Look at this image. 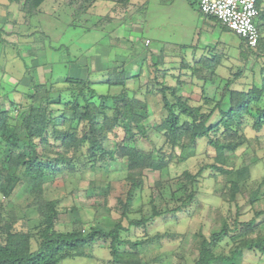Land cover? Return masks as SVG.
Returning <instances> with one entry per match:
<instances>
[{
  "label": "trees",
  "instance_id": "trees-1",
  "mask_svg": "<svg viewBox=\"0 0 264 264\" xmlns=\"http://www.w3.org/2000/svg\"><path fill=\"white\" fill-rule=\"evenodd\" d=\"M21 1L24 16L31 18L45 0ZM69 1L67 0L68 5L76 11L72 15L75 22L85 14L81 4L84 0H78L76 4H71ZM116 3L127 6L130 0H118ZM256 8L258 10L256 26L260 35L258 46L252 49L242 41L243 45L239 49L238 57L243 66H237L236 71L231 72L232 79L223 82L220 97L216 101L205 98L204 105L193 106L188 98L179 93V86L170 87L161 83L158 79L163 78L164 74L158 72L157 59L160 58L158 57L151 64L153 72L156 71L157 74L146 83V86H143L144 99L137 98L135 92L127 90L128 80L134 79L133 83H137L139 76L128 78L122 65L101 72L103 80L96 83L90 77L87 79L65 77L63 82L69 87L66 89H73L72 86L76 85L77 96L74 97L73 94L70 102L63 103L60 100L53 102L47 97L41 100L38 107L30 105L24 110L17 109L13 119L8 112H0V139L5 143L0 156V197L6 202L5 207H8L15 190L26 186L34 193L36 201L26 207L22 213L25 216L29 209H35L38 216V223L33 227L28 224L30 219L25 217V223L22 225L26 228L24 230L16 227L20 218L15 210L8 209L5 216H2L5 210L1 209L0 264H59L67 259L86 257L87 251L99 241H109V253L113 264H142L141 254L136 248L143 242L131 243L122 240L121 232H126L128 228L122 226L120 219L108 232L99 227H91L85 232L84 224L80 220L73 221L68 231H59L57 203L41 199L43 186L49 175L51 177L56 174L61 175L64 171L71 174L76 172L77 168L93 170L95 163L113 161L115 155L125 161L124 180L128 184L125 202L122 200L117 202L122 209L120 211L122 219L127 218L133 194L142 185L143 171L160 172L167 169L173 161L175 150H179L182 155L179 161L191 158L192 149L196 147L197 141L203 139L209 149L206 150L207 154L212 155L211 163L202 166L194 174L188 171L182 172L177 183L179 186L177 191L183 194L184 199L174 210L180 212L183 208L198 202L195 187L198 180L206 175L207 170H210L208 173L212 178L217 179L219 176L223 179L224 189L221 199L224 202L235 203L237 207V195L241 193V188L248 179L249 167L258 158L245 156L239 168L232 166L233 161L237 151L250 141L245 132L248 124L257 134L264 128V37L262 36L264 0H257ZM111 22L112 19L106 24ZM1 32L0 29V45L5 42ZM144 53L147 54L148 51ZM149 55L148 53L147 57ZM251 57L254 60H251ZM181 65L182 68L186 67V71L190 69L191 76H200V78L204 76L203 80L211 77L217 66L209 58L193 64H189L183 58ZM247 65H250L249 72L253 76L256 75L255 70L258 68L259 81L253 78L245 89H234L237 81L247 72ZM25 67L27 68L26 65ZM254 67L257 68L252 69ZM206 71L208 73H205ZM94 85L107 86L108 91L112 88L121 91L116 95L110 92L99 93ZM51 87L49 86V89ZM38 88L40 87H36V91ZM9 95L8 92L4 98L7 99ZM155 95L161 97L165 115L152 130L164 139V144L169 147V153L164 149L145 152L136 147L138 139H147L148 131L142 123L148 117L147 98ZM209 102H213L210 108L206 106ZM61 110L71 112L72 117L65 116V112ZM116 129L121 130L123 134L121 138L114 132ZM47 146L51 147L50 151L55 157L54 162L47 157L44 158L42 151ZM41 147L44 148L42 151H40ZM151 206L149 219L130 221L128 226H145L150 219L162 215L156 206ZM263 214L264 212L256 213L257 216ZM229 226L223 223L219 232L208 238L201 233L198 234L200 244L194 264H238V260L234 259L240 257L244 251L264 254V235L249 238L258 227L255 225V220L243 224L234 222L231 230L236 232L240 226L242 229L240 236L246 237L245 240L241 245L235 246L234 251L229 255L215 254L212 246L223 241L230 231ZM123 245L131 246L135 251H122Z\"/></svg>",
  "mask_w": 264,
  "mask_h": 264
},
{
  "label": "rangeland",
  "instance_id": "rangeland-1",
  "mask_svg": "<svg viewBox=\"0 0 264 264\" xmlns=\"http://www.w3.org/2000/svg\"><path fill=\"white\" fill-rule=\"evenodd\" d=\"M77 1L70 0L69 2L76 4ZM100 1L103 2L100 3ZM143 1L145 0H131V4L122 6L117 5L118 0H84L81 4L85 14L73 22L72 15L76 11L68 5L67 0H45L38 8V12L31 18L24 16L21 0H0V29L2 30L1 37L5 40V44L0 45V61L2 63L0 65V112H8L13 119L17 109L24 110L30 105L38 107L41 100L47 97L51 98L53 102L56 100L63 103L72 101V95L77 96L76 85L72 86L73 89H66L69 87L63 82V79H66L65 77L77 79L90 77L92 79L91 75L96 70H93L90 60H87L88 68L86 69V66L79 64L78 58H80V54H83L85 59L86 56L90 55L91 52L87 53L82 50L87 49V44L91 42L90 39L95 38V35L99 36L100 44L104 47L112 45L115 46L114 49L128 53L126 58L117 59L123 63L124 68L130 62L132 63L137 52L139 56H144L145 61L151 65V59L147 57L149 48L148 46L143 47L144 41H142L143 38L151 35L150 27L147 26L146 20L142 17L145 14L143 10H140ZM190 1L194 6L197 3L195 0ZM101 4L105 6L102 7ZM110 5L111 8H109ZM173 10V13L170 10L162 11V19L160 20L159 17L158 22H154L153 25L159 28L158 31H160L162 38L160 39L164 40L160 50L168 48L170 51L184 54L190 49V46L184 43L190 41L183 43L177 40L175 37L178 33L176 26L166 28V17H170L172 23L187 24L181 20L184 16L180 15L181 19L176 16L180 13L179 8ZM187 10L188 16L194 17L192 13L194 10ZM134 12L137 14L136 17H139L141 12V22L145 21L137 26L138 30L131 27L133 18H129L134 16ZM92 15L95 16L93 20L90 19ZM156 15L158 14L152 11L154 21ZM116 18H125L122 23L127 22V27L133 30L129 34L127 31L123 32L126 27L124 26L121 30L116 28L119 31L118 37L112 35L116 31L114 30L115 21H120L115 20ZM111 19L112 25H107L106 23ZM97 25L102 27L99 30L94 29L96 30L94 33H87L89 29L95 28ZM190 35L189 32L188 36ZM111 36L112 38H110ZM262 36L264 37V32ZM217 38L218 34H215L214 40ZM129 42L133 43L131 46L139 49L130 47ZM110 43L112 44L110 45ZM182 44L184 45L182 46ZM151 50L157 51V46H152ZM147 51V54L144 53ZM108 54L111 55L110 60H113L114 53L110 54L109 51ZM236 59V65L231 64V66L233 65L230 69L231 72L235 71L232 68L243 66L238 56ZM251 60L254 58L251 57ZM261 61L259 60V62ZM224 62L226 66H230L226 60ZM247 66V72H245L244 77L237 81L234 88L245 89L251 84L253 78L255 81H259L257 67L260 66L252 68H257L255 76L249 72L250 65ZM147 68L146 74L142 76L144 78L142 83L139 82L143 86H146V83L151 80L148 75L151 73L152 67L147 66ZM83 69L88 72H83ZM126 71L127 75H134L135 73L132 70ZM148 71L150 72L148 73ZM130 81L133 83L134 79L128 80L126 88L130 90L129 92H135L137 96L143 86L140 87L138 82L129 83ZM49 86L53 88L49 89ZM36 87L40 88L36 91ZM94 88L99 93L104 94L110 92L116 95L121 91L118 88H112L108 91V87L103 85H94ZM206 90L210 97L216 88L209 85ZM194 91V100H192L194 102H190V104L199 106L202 103L204 105L202 98H200L201 93L198 90ZM8 92L10 95L5 99L4 95ZM188 92L185 91L184 94H188ZM147 100L148 117L142 123L148 131L147 139H138L136 147L145 152L153 149H164L165 152L169 153V147L164 144V139L152 130L165 115L161 97L155 95L147 98ZM206 106L210 108L212 104ZM56 108L60 109V107ZM61 112L65 111L61 110ZM65 116L72 117V114L67 111ZM248 125L245 132L250 141L237 151L232 166L239 168L245 156L258 159L249 167L248 179L243 184L241 193L237 195V207L235 203L224 202L221 199L224 189L223 179L219 176L217 179L212 178L208 173L210 170H207L206 175L198 180L195 187L198 202L183 208L180 212L174 210L180 206L182 199H184L183 194L177 191L179 189L177 183L182 172L188 171L194 174L202 166L211 163L212 155L207 154L206 150L209 149L204 139L197 141L196 147L192 149L193 156L191 158L179 161L182 155L179 150H175L173 161L167 169L160 172L143 171L141 175L142 185L133 194L127 218L122 219L120 217L122 209L117 203L118 200L125 202L128 191L127 181L124 180L126 174L124 170L125 161L120 160L117 155L113 161L95 163L93 170H78L77 168V171L71 174L64 171L61 175L56 174L53 177L49 175L43 186L41 199L57 203L59 212L57 230L59 231H68L73 221L80 220L84 224L85 232L91 227H99L108 232L120 219L122 226L128 228L126 232H121V239L131 243L143 242L136 248L141 254L142 264H194L200 244L198 234L201 233L208 238L210 235L218 233L223 223L230 225V231L222 242L212 246V250L217 255H229L234 251L235 246L241 245L246 238L240 236L242 230L240 226L236 232L231 230L234 222L243 224L255 220V225L258 227L249 238L264 235V214L256 215L257 212H264V128L257 134L250 128V124ZM114 132L120 138L123 135L120 129H116ZM4 147L5 143L0 139V156H2ZM43 149L41 147L40 151ZM50 149L51 147L47 146L42 153L45 155L44 158L47 157L51 162H54L55 157ZM76 156L79 158L78 154ZM35 201L36 197L29 188L26 186L18 187L13 193L11 204L8 207H5L6 202L0 197V212L1 209H4L5 212L2 213V216H5L8 209L15 210L18 218H20L16 227L25 230L26 228L22 227L25 223V217L30 219V222L27 220L30 227L36 226L38 223L35 209H29L25 216L22 213L26 207ZM249 201L252 203L249 204ZM151 205L156 206L157 210L161 211L160 217L150 219L145 226H128L130 221L149 219ZM121 250L135 251L128 245H123ZM111 259L109 241H99L91 250L87 251L86 257L67 259L59 264H113ZM234 260H238V264H264V254L244 251L240 257H236Z\"/></svg>",
  "mask_w": 264,
  "mask_h": 264
},
{
  "label": "crops",
  "instance_id": "crops-1",
  "mask_svg": "<svg viewBox=\"0 0 264 264\" xmlns=\"http://www.w3.org/2000/svg\"><path fill=\"white\" fill-rule=\"evenodd\" d=\"M195 1L197 2V0ZM102 2L103 1H100V3ZM176 3H177V6H175ZM130 4H131V0H130ZM104 6L105 5H103L102 7ZM109 8H111V5L109 6ZM178 8L180 10V13L177 14L176 16L179 17L180 19H181L180 15L184 16V18L181 20L187 22V24L183 25L182 23H172L171 22L172 20L170 17H166L165 24H166V28L173 27V26L177 27L176 29L178 30V33L175 37L177 38L178 41L183 42V43L188 40L190 41V42L184 43L190 46L189 52L184 53V54H182L181 52L176 53L174 51H170L168 50V48L164 50H160L163 45L164 40H161L162 38L160 35V31H158L159 28L153 25L154 22H158L159 17H160V20L162 19V15H161L162 11L170 10V12L173 13L174 12L173 9H178ZM187 9H189L190 11H193V10L195 11V12L194 11L192 12L194 17L188 16ZM140 10H143L145 14V16H142V17L144 18V20H146L147 26L150 27V34H151L149 37L142 39V41H144L143 47L148 46L149 48L150 55L148 57L151 56L150 57L151 64L153 63L152 61L154 59H157L158 57H160L159 59H157L159 62L158 72L163 73L164 76L163 78L160 77L158 80L161 83L163 82L165 85H168L170 87L179 86V93L183 97L188 98L190 102H194L192 101L194 100L193 96L195 95L194 90H198L199 93H201L200 98H202L201 99L202 102H204L205 98L214 100V101L218 100L220 97V91L224 85L223 82H225L226 79L231 80L230 69L233 65L234 66L236 65V60H237L236 58L237 56H239V49L243 45L242 40L238 38L237 36H235L230 31L226 30V28H223L220 25H218L214 19H210L208 17L203 16L198 10V4L196 3V5L194 6L192 5V2L190 0H145L141 4ZM152 11L158 14L156 15L155 21L153 20ZM51 16L57 17L53 15ZM136 16L137 14L136 12H134V16H131L129 18H133L132 19L133 23H131V27H133L135 30H138L137 26L140 23L143 24L145 21L141 22L142 21L141 12L139 16L141 18L136 17ZM93 18H95V16L92 15L90 19L93 20ZM117 19L118 18H116L115 20ZM124 19L125 18L118 19L120 21L114 20L115 21L114 30L116 31L112 30L114 31L113 34L111 33L112 35H115L116 37H118L119 31H117V29L121 30L124 26L126 27L123 29V32L127 31L129 34L133 30L132 28L127 27V22L122 23ZM109 25H112V23ZM101 27L91 28L89 29V31H87V33H94L96 31L94 29L99 30ZM72 30L74 29L72 28ZM189 32L191 34L190 36H188ZM215 34H218L217 40H214ZM110 38H112V36ZM90 41L92 43L90 42L89 44H87L89 47L87 46L86 50L82 48L83 49L82 51L87 52V53L94 52V54L90 53L89 56H86V59L84 58L83 54H80V58H78V61H79V64H82V66L84 67L86 66V69H87L88 68L87 60H90L93 70H96L94 73H92L91 80L96 83L99 80L100 81L103 80V75L101 72H103L104 70L111 68V67H115L117 65L122 66L123 63L117 61V59L122 58V57L126 58V55H128V53L126 51L125 53L124 51L121 52L119 49H114L113 47L115 46H112L111 45L112 43H110L111 45L110 47H104L103 45L100 44L99 36H96V35H95V38L90 39ZM146 41L149 42L148 45L145 44ZM153 41L155 42L152 43ZM129 43H130V47H133L134 49H139V48H135L134 46H131V44L133 43L131 42ZM184 44H182V46ZM152 46H157V51L151 50ZM109 51H110V54L112 52L114 53L113 60L112 59L110 60L111 55L108 54ZM135 57L136 58L132 60V63L130 62L129 65H127L124 68V71L126 72V74H127L126 70L134 71L135 72L134 75L129 74L127 75V77L129 78L131 76H139V78L137 79V82L139 83L144 79L142 78V76L146 74L145 71L146 69H148L147 66H151V65L147 63L146 61H144V56L143 57L139 56L138 52L135 54ZM183 57L185 58V60H187L189 64L200 62L204 58H209L213 60V64H217L214 70V73L212 74L213 77L211 76L203 80L204 76H202L201 78L200 76L199 77L191 76L190 69L186 71V67L185 68L181 67L182 66L181 62H182ZM81 59H82V62H81ZM224 60H226V63L228 62L230 66H226ZM231 64L233 65L231 66ZM86 69H83L82 71L87 73L88 71ZM232 69H235V68H232ZM149 72L150 71H148V73ZM152 72L153 70L148 75L149 79H153L154 75L157 74L156 71H154L155 73L154 72L152 73ZM205 73H208V72L206 71ZM129 83H132V82L130 81ZM209 85L216 88L214 92L215 95L212 92L213 94L210 97L207 95L208 93L206 90V88ZM236 85L237 84H235L234 87ZM142 86L143 85L140 84V87ZM142 90L145 91V87H142L140 89L141 91L140 94L139 93L137 94V98L139 99H144L143 97L144 92H142ZM185 91H189L188 92L189 95L184 94ZM209 104H213V102L211 103L209 102ZM249 204H251L250 201H249Z\"/></svg>",
  "mask_w": 264,
  "mask_h": 264
},
{
  "label": "built area",
  "instance_id": "built-area-1",
  "mask_svg": "<svg viewBox=\"0 0 264 264\" xmlns=\"http://www.w3.org/2000/svg\"><path fill=\"white\" fill-rule=\"evenodd\" d=\"M257 0H197L199 12L213 18L218 25L226 28L255 49L259 43V32L256 26L258 10ZM149 44L148 41L145 42Z\"/></svg>",
  "mask_w": 264,
  "mask_h": 264
}]
</instances>
